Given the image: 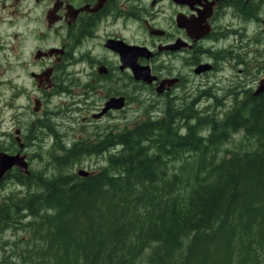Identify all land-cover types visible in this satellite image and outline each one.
Here are the masks:
<instances>
[{"label":"trees","instance_id":"16d2710c","mask_svg":"<svg viewBox=\"0 0 264 264\" xmlns=\"http://www.w3.org/2000/svg\"><path fill=\"white\" fill-rule=\"evenodd\" d=\"M245 100L224 115L161 109L66 147L38 122L39 144L54 139L45 168L0 181L19 189L0 200L14 237L0 264H264V93Z\"/></svg>","mask_w":264,"mask_h":264},{"label":"flooded vegetation","instance_id":"af4514ba","mask_svg":"<svg viewBox=\"0 0 264 264\" xmlns=\"http://www.w3.org/2000/svg\"><path fill=\"white\" fill-rule=\"evenodd\" d=\"M1 15L35 18L45 28L33 30L38 37H56L55 46L34 52L46 55H33L36 64L48 61L40 73L52 69L49 81L34 79L33 73L32 80L44 95H67L74 111L98 106L93 95L100 93L102 108L96 107L94 120L124 110L131 93L144 92L149 106L160 102L163 110L175 109L179 115L210 112L215 105V112L231 113L236 100L240 107L249 92L264 93L254 94L264 82L263 49L248 47L253 41L259 44L264 0H0ZM127 22L145 31L143 41L117 32L118 25L126 27ZM115 42L142 49L135 62L147 69L150 83L135 79L134 58L122 61ZM96 48L102 53H95ZM77 67L83 70L79 73ZM199 76L206 80L196 82ZM120 82L127 90L117 91ZM80 95L85 99L73 101ZM119 98L124 105L115 109Z\"/></svg>","mask_w":264,"mask_h":264},{"label":"rangeland","instance_id":"374dc122","mask_svg":"<svg viewBox=\"0 0 264 264\" xmlns=\"http://www.w3.org/2000/svg\"><path fill=\"white\" fill-rule=\"evenodd\" d=\"M7 4V3H6ZM10 4V2H9ZM10 8H8L9 10ZM14 11V10H13ZM7 13V12H6ZM264 22V19H263ZM263 32L258 34L259 44L256 41L248 44L249 48L261 47L264 55V26L259 24ZM39 27L45 30L43 26L36 22L35 18L11 19L8 16H0V152L7 156H25L27 170H40L45 168L47 161V149L54 145V139L46 132L43 136V142L39 144L36 136L38 122L57 125L54 128L59 131L58 141L64 147L74 142H97L101 132H117L122 129L131 128L146 117L159 118L162 116V105L157 103L155 106H149L147 95L144 92L140 94H129V102L124 110L115 111L103 119L94 120L92 116L98 113L96 107L102 108V95L94 93L93 109H81L74 111L71 107V99L67 95H44L36 88V82L32 80V73L40 71L48 66V61L43 63L34 62V52L40 47L47 50L56 45V37L52 34H46L45 37H38L33 30ZM117 32L135 41H143L144 30L136 24L127 22L126 27L118 25ZM257 31V32H258ZM252 29H249L248 36L252 37ZM256 33V32H255ZM17 35L18 39L14 38ZM257 36V35H256ZM253 36V37H256ZM256 42V43H255ZM95 53H102L98 48ZM264 64V57L261 60ZM80 73L83 67H77ZM264 73V71H263ZM63 70L60 72V79L63 80ZM264 76V74H263ZM209 77V76H208ZM195 79V77H194ZM206 77H198L196 82H203ZM35 82V83H34ZM64 85V84H62ZM137 87L141 88L140 85ZM127 90L123 82L119 83L117 91ZM100 91V89H98ZM136 91H139L137 88ZM83 96H75L73 101L84 100ZM89 102L93 101L91 97L86 98ZM39 100L41 109L38 113L34 112V102ZM155 108V109H153ZM97 111V112H96ZM149 113V114H148ZM147 115V116H146ZM220 115H224L220 113ZM33 131L34 135H33ZM32 136H34L32 140ZM32 142V143H31ZM40 145V146H38ZM44 148V149H43ZM55 154H62L57 150ZM109 153L103 156H91L82 160V163L74 168L75 172L96 171L100 163ZM19 190L13 183L6 182L4 188L0 189V200L8 194L9 191ZM10 233L0 234V261L8 254L9 248H6L4 240L13 239Z\"/></svg>","mask_w":264,"mask_h":264},{"label":"water","instance_id":"95a60500","mask_svg":"<svg viewBox=\"0 0 264 264\" xmlns=\"http://www.w3.org/2000/svg\"><path fill=\"white\" fill-rule=\"evenodd\" d=\"M118 44L119 47L115 48L118 53L121 56L122 61H126L127 57H133V61L135 62V59L138 55V52L142 50L141 48L134 47V46H128L124 44L123 42H115ZM57 52V50H55ZM53 50H49L47 52L48 55H52ZM43 55H46V53L38 52L35 54L34 59H40ZM132 61L131 65H133L131 68L135 74V79L137 80H146L149 83L151 82L150 80L147 79V76H149V73L145 67H139L136 62L134 63ZM135 66V67H134ZM52 74V69H47L43 71L40 74H35L33 73L32 76L34 79H40L42 77L45 78V80L48 82L49 78ZM262 87V88H261ZM261 91H264V82L261 83L259 88L255 91V95L261 93ZM123 99H115V109H121L123 107ZM41 109V102L39 100H35L34 102V112L38 113ZM27 162H25V156H7L3 153L0 152V181L5 177L6 173L10 170L17 169L20 173L22 174H28L27 170ZM79 175L81 176H87L88 173L85 171H79Z\"/></svg>","mask_w":264,"mask_h":264}]
</instances>
